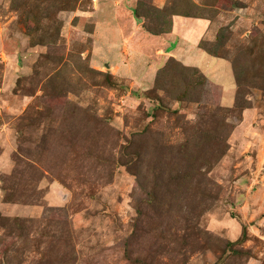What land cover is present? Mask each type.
<instances>
[{
  "label": "rangeland",
  "instance_id": "rangeland-1",
  "mask_svg": "<svg viewBox=\"0 0 264 264\" xmlns=\"http://www.w3.org/2000/svg\"><path fill=\"white\" fill-rule=\"evenodd\" d=\"M0 264H264V0H0Z\"/></svg>",
  "mask_w": 264,
  "mask_h": 264
},
{
  "label": "crops",
  "instance_id": "crops-1",
  "mask_svg": "<svg viewBox=\"0 0 264 264\" xmlns=\"http://www.w3.org/2000/svg\"><path fill=\"white\" fill-rule=\"evenodd\" d=\"M198 21H200L201 23H204V22H202V20H201V18L200 19H197ZM172 33H171V31L168 33V34H166L167 36H170ZM188 37L189 38H187V39H185L184 40V43L185 44H187V46L189 45V48H191V49H193V48H195L196 47V42H197V40H195L196 38H194V35H192V34H189L188 33ZM163 39V38H162ZM198 62H200V59L198 60ZM221 64H222V70H223V72L224 71H227L226 70V68H224V65H225V63H222L221 62ZM199 67V66H198ZM205 67V66H204ZM204 67H201V68H204ZM209 68V67H208Z\"/></svg>",
  "mask_w": 264,
  "mask_h": 264
}]
</instances>
